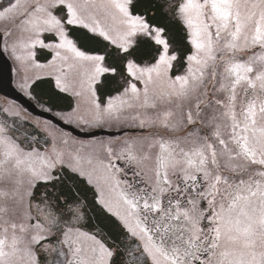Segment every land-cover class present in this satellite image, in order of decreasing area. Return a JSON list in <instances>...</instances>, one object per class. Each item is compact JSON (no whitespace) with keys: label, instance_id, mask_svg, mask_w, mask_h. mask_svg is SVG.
<instances>
[{"label":"snow or ice","instance_id":"1","mask_svg":"<svg viewBox=\"0 0 264 264\" xmlns=\"http://www.w3.org/2000/svg\"><path fill=\"white\" fill-rule=\"evenodd\" d=\"M160 8L0 0L20 89L46 72L76 100L59 119L121 133L85 142L0 106V264H264V0ZM105 73L120 84L101 100Z\"/></svg>","mask_w":264,"mask_h":264},{"label":"rangeland","instance_id":"2","mask_svg":"<svg viewBox=\"0 0 264 264\" xmlns=\"http://www.w3.org/2000/svg\"><path fill=\"white\" fill-rule=\"evenodd\" d=\"M0 28H2V25H0ZM81 30V29H80ZM83 30V29H82ZM86 31V30H85ZM87 32V31H86ZM90 34V33H89ZM99 39V38H98ZM0 48H2V45H0ZM1 52L3 53L5 59L7 60L8 62V65H9V71H10V74H11V78L10 80H8V82L6 83V86H8L9 88H12V89H15L16 91L20 92L23 96H25L26 98L30 99L31 101H33V103L37 106V108L40 110V111H43V112H46V113H49L51 114L53 117H55L57 120H59L60 122L64 123L63 120L59 119L57 116H56V113L59 112V113H67V112H70L71 109L75 106L76 104V100L73 96L67 94V93H62L59 91V89L56 87V84H55V79L53 76H49L46 74V72H41L40 73V78H48L50 79V81L52 82L51 85L53 86V88L58 91L59 93H61L62 95L64 96H68L69 100H70V106H69V109H63L62 107H55V109H53L51 106H48L42 99H39V97H37L34 93L33 90L30 89V95H26L21 89H20V83H21V78H22V73L20 72L19 68H18V65L16 64V62L12 59L11 55L6 52V51H2ZM50 58V54L48 53L47 50H44V49H37V60L40 62V63H46L47 60ZM174 72H175V69H174ZM113 75L111 73H105L103 74L102 76H105V75ZM102 76L100 77V79L98 80V82L96 83L95 87H96V90H97V84H100V80L102 79ZM38 78V79H40ZM37 79H35L34 81H36ZM116 82L118 84H120V77H116ZM98 94V92H97ZM114 95V94H113ZM98 96L101 97V95L98 94ZM102 100L105 98V97H101ZM3 102H5L7 105L9 104H12L13 102L15 103V106L21 110L22 112V115L24 117H26V119H31L33 120L34 122H36V117L37 115H35L34 113H32L30 110L31 108L23 105V104H20L18 102H15L13 100H11L10 98H7L5 96L1 97L0 98V104H4ZM50 109V110H49ZM39 122L41 124H43L45 121H50L52 122L53 124L57 125L58 129H62L68 133L71 134L72 137L74 138H77L79 140H82V141H85V142H89V141H93V140H107L109 139L110 137H119L121 135V133L119 131L116 130V127L115 126H110V125H105L103 127H93V128H82L81 126H77L75 123H72V124H67V123H64V124H67V125H71L74 130H68L64 127H62L61 125L57 124L56 122L52 121L51 119L49 118H46L42 115L39 114ZM74 131H77L74 132ZM39 191V189H38Z\"/></svg>","mask_w":264,"mask_h":264},{"label":"trees","instance_id":"3","mask_svg":"<svg viewBox=\"0 0 264 264\" xmlns=\"http://www.w3.org/2000/svg\"><path fill=\"white\" fill-rule=\"evenodd\" d=\"M164 3V0H133V11L134 12H148L149 17L153 15L156 16L158 20L162 19L161 12L166 9L160 8V5ZM173 31L170 33L171 40L173 42V47L181 49L185 42L183 40V33L179 31L177 26H172ZM77 35L80 39V45L85 50H92L96 47L95 40L98 38H93L92 35H88L82 30H76ZM138 62H146L151 59L148 49H143L140 56L137 57ZM111 60H106V63H111ZM116 77L119 75H105L102 77V82L97 84V90L99 95H109L115 93V89L119 87V84L116 82ZM51 81L47 78L39 79L32 85V90L36 93L37 89L39 93V99H42L48 106H51L53 109L55 107H62L67 109L70 105V100L68 96H64L58 91H56L51 85Z\"/></svg>","mask_w":264,"mask_h":264},{"label":"water","instance_id":"4","mask_svg":"<svg viewBox=\"0 0 264 264\" xmlns=\"http://www.w3.org/2000/svg\"><path fill=\"white\" fill-rule=\"evenodd\" d=\"M9 76H10V74L8 72L7 61L0 51V92L7 94V95H10V96H12V97H14L20 101H24V102L28 103L29 108H31L32 110H35L33 107V104L30 101H28L22 95H20L19 93H17L13 89H11L5 85V81L9 78ZM39 114L46 116L48 118H51L52 120L56 121V119H54L52 116H50L49 114H47L45 112L39 111ZM63 126L68 128L67 125H63Z\"/></svg>","mask_w":264,"mask_h":264},{"label":"bare ground","instance_id":"5","mask_svg":"<svg viewBox=\"0 0 264 264\" xmlns=\"http://www.w3.org/2000/svg\"><path fill=\"white\" fill-rule=\"evenodd\" d=\"M80 30V29H79ZM82 30V29H81ZM82 31H84L85 33H87L88 35H91V34H89L88 32H86L85 30H82ZM1 51V50H0ZM2 53V52H1ZM3 54V53H2ZM4 56V55H3ZM5 58V57H4ZM7 61V60H6ZM144 63V62H143ZM7 66H8V72H9V74H10V71H9V65H8V62H7ZM175 73V72H174ZM11 75V74H10ZM10 77V76H9ZM103 77V76H102ZM119 78V77H118ZM40 79H43V78H40ZM48 79V78H47ZM50 80V79H49ZM37 81H39V79H37L36 81H34L33 83H32V85L35 83V82H37ZM102 82V79L100 80V82L99 83H101ZM5 85H6V81H5ZM8 87V86H7ZM12 89V88H11ZM14 91H16L15 89H13ZM31 90H32V86H31ZM17 93H19L20 95H22L20 92H18V91H16ZM97 92H98V90H97ZM1 93V92H0ZM1 94H4V93H1ZM99 94V93H98ZM113 94H115V93H113ZM5 95H7V94H5ZM35 95H36V93H35ZM10 96V95H9ZM23 96V95H22ZM107 95H103V97H106ZM12 97V96H11ZM25 99H27L28 101H30L32 104H33V107H34V109L35 110H32V111H34V112H37L38 114H39V109L37 108V107H35V105H34V103H33V101H31L30 99H28V98H26L25 96H23ZM14 98V97H13ZM101 98V97H100ZM16 99V98H15ZM18 100V99H17ZM101 100H102V98H101ZM20 101V100H19ZM20 102H24V101H20ZM24 103H26V102H24ZM27 104V106H28V103H26ZM70 106V105H69ZM69 106L67 107L68 109H69ZM29 107V106H28ZM43 112V111H42ZM46 113V112H45ZM47 114H49V113H47ZM50 116H52L51 114H49ZM43 116V115H42ZM44 117H46V116H44ZM53 117V116H52ZM46 118H48V117H46ZM54 119H56L55 117H53ZM49 119H51V118H49ZM52 120V119H51ZM52 121H54V120H52ZM58 123H57V122ZM56 121H54V122H56L57 124H59V125H61L62 127H64L63 125H67V124H64V123H62V122H60L59 120H57L56 119ZM68 126V128H66V127H64V128H66V129H68V130H74V128L71 126V125H67ZM74 132H76L77 133V131H74Z\"/></svg>","mask_w":264,"mask_h":264},{"label":"flooded vegetation","instance_id":"6","mask_svg":"<svg viewBox=\"0 0 264 264\" xmlns=\"http://www.w3.org/2000/svg\"><path fill=\"white\" fill-rule=\"evenodd\" d=\"M10 78H11V75H10V77L6 80V83L8 82V80H10ZM38 90H39V88L37 89V91H36V96L37 97H39V93H38ZM3 96H5V97H7V98H10L11 100H13V101H15V102H18V103H20V104H23V105H25V106H27V104L26 103H24V102H20L19 100H17V99H15V98H13V97H11V96H9V95H5V94H1L0 93V98L1 97H3ZM4 104H0V106H6L7 104L5 103V102H3ZM35 105V104H34ZM28 107V106H27ZM35 107H37L36 105H35ZM32 113H34L35 115H37V117H36V121L37 120H39V114L37 113V112H34V111H32V110H30ZM29 121H32L33 123H35L33 120H31V119H28Z\"/></svg>","mask_w":264,"mask_h":264}]
</instances>
